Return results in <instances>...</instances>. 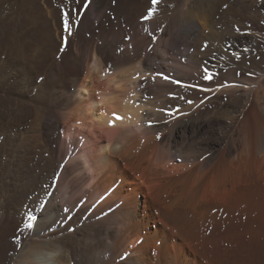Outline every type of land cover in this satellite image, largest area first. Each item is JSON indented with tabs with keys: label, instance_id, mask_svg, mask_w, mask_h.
<instances>
[{
	"label": "bare ground",
	"instance_id": "1",
	"mask_svg": "<svg viewBox=\"0 0 264 264\" xmlns=\"http://www.w3.org/2000/svg\"><path fill=\"white\" fill-rule=\"evenodd\" d=\"M209 1L216 0H183L175 14L163 16L148 13L149 0H94L91 9L111 15L105 21L108 27L88 26L86 11L75 35L89 34L98 41L86 37L80 42L74 36L60 46L61 52L57 44L54 53L53 31L14 34L7 29L5 52L28 63L31 71L53 58L37 76L42 82L36 92L25 86L16 97L19 111L31 118L29 129H7L2 125L6 118L0 117V135L13 134L6 135L1 150L21 149L13 155L17 160L9 162L22 175L21 202L32 206L15 219L18 226L25 223L21 232L27 236L18 256L30 241L35 255L48 258L45 247L53 245L55 259L66 256L69 264H193L178 240L195 249L200 239L203 260L217 264L220 257L214 254L231 230L221 227L204 235L190 231L198 220L193 209L211 189L199 191L200 183L210 182L194 138L196 129L209 122L216 100L206 90L212 85L209 72L202 73L194 54L202 40L194 35V13ZM55 31L60 37L59 28ZM234 67L213 74L221 85L218 93L241 90L236 77L241 63ZM253 91L256 100L258 90ZM34 151L36 162L29 154ZM28 160L36 173H26ZM29 195L31 203H26Z\"/></svg>",
	"mask_w": 264,
	"mask_h": 264
},
{
	"label": "rangeland",
	"instance_id": "2",
	"mask_svg": "<svg viewBox=\"0 0 264 264\" xmlns=\"http://www.w3.org/2000/svg\"><path fill=\"white\" fill-rule=\"evenodd\" d=\"M182 1L149 0L148 13L161 14L163 16L175 14V6L181 4ZM93 2L94 0H0V115L4 114L0 117L9 119L12 115V118L10 117L9 119L11 121L3 119L2 125H6L7 129L16 126L19 129H23V131L24 128L25 130L29 129L27 127L30 125L28 122H31V118L29 115L19 111L20 109H18L15 101L20 96L18 94L20 93L19 91L25 86H27L25 88L28 90L31 89L32 92H36V87L42 82V79L37 78V76L41 77L44 68L51 65L49 63L51 57L49 56L48 59L44 60L45 62L43 61L44 63L42 62L34 71H31L33 69L28 63H22L14 58L11 53L5 52L3 45L4 41H8V37L5 35L7 29L12 30L14 34H21L22 31L27 32L28 30L32 32L31 29L53 31L55 47L53 46L52 53L56 51L57 44L59 45L57 51L60 50L61 52L60 48L67 39L77 37L80 42L84 41L86 37L88 38L85 40L90 41L93 38L97 39L96 37L90 39L91 36L89 34L86 36L79 34L78 36L82 37V39L75 35L86 11H90L88 16V24H90L88 26L93 25L94 28L101 25L105 28L108 27L105 21L110 19L111 15L102 13V8L98 10L97 8L91 9ZM209 2L207 6L201 7L202 10L198 9L202 13L198 12V10H195L194 13L197 25L194 35L196 38L202 39L201 43H199L201 44L199 45V51L194 54L200 62L199 67L202 73L206 74L209 72L206 75H210L212 85L207 87L206 90L208 89V93L212 91L209 96L216 100L210 106L211 114L213 115L210 116L211 121L209 119V122L204 123L201 129L198 127L194 138L198 142V145L196 143L198 155L201 154V158L199 157L198 160H202L205 163V180L209 178L208 181L210 182V185L205 184V182L200 183L202 186L199 187V191L201 192L204 186H209L208 189L211 188L212 190L209 189L210 192L206 193L205 201L203 200L204 197H202L200 201H203H199L194 207L193 210L198 220L192 223V226H194L190 231L193 233L194 230L193 234L196 235H204L208 231L216 232L221 227L231 230V232L228 231L227 233L230 234L226 235L228 236L227 242L225 241V244L218 251L221 254L218 252L214 254V257L217 254L218 257H223L222 259L219 258L220 261L218 260L219 263L217 261V264H264V0H216ZM100 21L106 25L102 24V22L100 23ZM12 27L16 28L12 29ZM55 28H59L60 37H56ZM2 29L3 32L1 31ZM34 30L33 32H35ZM95 39H93L95 41L93 43H96ZM200 49L203 51H200ZM177 59L179 60L178 57ZM182 59L183 57L180 58V61ZM238 63H241V70L237 71L236 77L241 81V90L232 94L226 92L218 93L217 89L220 90L221 88L219 80H217L218 76L229 67H236ZM211 70H213V73ZM136 76L139 75L137 74ZM197 76H200V74ZM198 88L197 90H200ZM255 89L258 90L256 100L253 93ZM11 103H13V106H11ZM98 106L100 105L97 103ZM11 109L15 112H12ZM10 112L12 114H9ZM13 119L16 120L14 121ZM22 124L23 126H21ZM239 126L240 128L238 129H240L241 133L237 134L236 131L239 132V130L236 127ZM17 127L14 128V131L18 129ZM6 135L12 137L13 134L9 132ZM6 135L5 133L0 135V264H35L30 262L32 257L38 260H36V264H69L66 256L62 258V261L55 259V254L52 253L54 247L52 244L53 247H45L47 249L45 252L49 253L48 258L35 255L36 250L34 249L36 248H33V242L30 245V241L24 246V251L18 256V246L22 243L23 236L26 235L21 232L25 223H21L18 226L15 219L18 217L17 213L23 214L26 209L25 212H29L32 206L29 204L23 205L21 202L22 195H20L21 191L18 189V183L22 175L19 170H16L15 165L12 164L13 162H9V159L17 160L16 158L13 159V155L21 153V149H17L13 153L8 148H4L7 153H3L4 151L1 150L4 138H7ZM35 152L29 153L31 154L32 162H36L37 159V156H34L35 159L32 157ZM32 162H29V160L25 162L28 169L27 174L28 172L36 173ZM32 197L33 195H29L26 203H31ZM46 201V198H44L43 203L45 204ZM20 218H23V215ZM23 219L22 221L25 222L26 218ZM36 219L37 213L34 215V220ZM217 223H220V225ZM232 234L235 235L232 236ZM199 240L197 239L195 249L191 245L189 246L178 240L189 258L188 262L193 264H216L215 260L212 263H207L203 260V254L200 251L202 243ZM243 246L247 247L246 252ZM227 253L228 255H226ZM222 254L224 256L221 257ZM10 258H14V260L10 262ZM255 261L258 262L255 263Z\"/></svg>",
	"mask_w": 264,
	"mask_h": 264
}]
</instances>
